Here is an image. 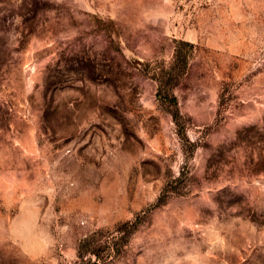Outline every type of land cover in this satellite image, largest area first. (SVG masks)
Masks as SVG:
<instances>
[{
    "label": "rangeland",
    "instance_id": "rangeland-1",
    "mask_svg": "<svg viewBox=\"0 0 264 264\" xmlns=\"http://www.w3.org/2000/svg\"><path fill=\"white\" fill-rule=\"evenodd\" d=\"M0 264H264V0H0Z\"/></svg>",
    "mask_w": 264,
    "mask_h": 264
},
{
    "label": "trees",
    "instance_id": "trees-1",
    "mask_svg": "<svg viewBox=\"0 0 264 264\" xmlns=\"http://www.w3.org/2000/svg\"><path fill=\"white\" fill-rule=\"evenodd\" d=\"M174 62L179 63L180 65L184 66L185 64V58H181L178 55V51H175L174 55ZM176 69V67L173 65L170 67L169 70ZM179 70V66L177 68ZM157 94L160 95L161 99H167L171 104L173 105V109L171 111V118L175 123H178V111L175 107L176 102L173 96L167 98V93H161L160 89L158 87ZM177 134H181L179 130H177ZM116 231V230H115ZM107 232L105 235L100 236L98 232H95L91 234L90 236L86 237L85 239L79 241L77 247H76V255L79 258H82L85 256V254H91L93 257L97 259H106L111 258L114 255L118 254L120 251V247L124 244L122 241V237L117 236V232ZM94 234H97V237H94ZM101 237V238H99ZM102 249V253H99V250Z\"/></svg>",
    "mask_w": 264,
    "mask_h": 264
}]
</instances>
